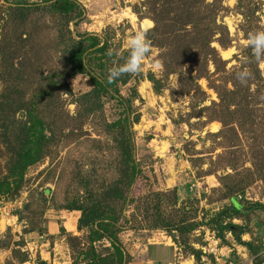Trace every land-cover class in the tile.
<instances>
[{"label": "trees", "instance_id": "16d2710c", "mask_svg": "<svg viewBox=\"0 0 264 264\" xmlns=\"http://www.w3.org/2000/svg\"><path fill=\"white\" fill-rule=\"evenodd\" d=\"M263 5L264 0H236L233 10L241 15L237 29L244 38L247 39L250 32L264 30L260 23L262 12L257 13ZM130 7L141 22L146 19L153 22L147 36L152 47L159 50L156 60L161 61L162 76L142 70L137 74H124L109 83L108 69L114 63L123 64L130 49L113 41L109 30L102 34L87 30L74 33L70 24L77 27L86 19L85 9L78 0H0V80L3 84L0 141L8 152L6 171L0 177V198L19 194L28 168L42 161L57 140L53 122L41 110V105L61 101L64 93L71 94L67 78L86 74L91 88L75 98L77 114L95 113L106 99L115 100L121 108L116 119L106 124L116 131L113 140L118 156L117 176L99 188L82 177V194L60 206L80 212L76 227L83 234L65 232L71 263L127 264L130 254L119 237L123 219L125 223L131 222L133 229L164 230L197 260L203 252L193 246L197 241H189L194 230L204 225L217 230L215 235L220 239L229 231L246 246L253 263L262 264L261 241L242 240L245 227L231 219L243 218L256 209L264 211L263 202L245 200L243 193L255 180L264 188L263 69L247 44L238 46L231 57L236 63L229 67L230 59H224L214 45L216 42L225 49L235 40L223 20L228 11L224 0H138ZM46 37L51 51L61 60V64L50 68H44L46 60L41 62ZM110 50L112 55L108 54ZM33 54L38 83L26 91L20 79L24 76L26 60ZM244 68L252 73L247 85L236 79V74ZM171 74L178 75V92L192 98L194 115H204L205 123L218 121L221 124L218 131L207 133L213 139V148H221V151L210 161L205 174L219 172L221 198L229 199L230 203L207 220L205 215L200 220L195 218L192 201H179L176 187L151 188L146 193L132 194L142 174L135 158L131 129L140 118L133 106L138 97L136 83L146 78L153 91L160 93ZM201 78L216 93L217 99H211L209 104H204L207 93L199 83ZM129 82L133 85L129 87L128 96H123L120 87ZM21 112L23 117L19 116ZM131 204L134 212L128 218L124 211ZM13 244L24 243L18 240ZM11 251L20 262L29 258L26 250L11 248Z\"/></svg>", "mask_w": 264, "mask_h": 264}, {"label": "rangeland", "instance_id": "374dc122", "mask_svg": "<svg viewBox=\"0 0 264 264\" xmlns=\"http://www.w3.org/2000/svg\"><path fill=\"white\" fill-rule=\"evenodd\" d=\"M136 1L138 0H78L85 9L86 19L77 27L72 23L70 27L74 33L76 30H87L102 34L109 30L113 41L119 42L123 48H129L127 40L143 29L141 21L131 11L130 5ZM224 4L228 11L223 20L235 40L225 49L216 42L214 45L220 54L222 51L228 52V56L223 58L230 59L229 67L236 63L231 59L233 53L238 51V46L246 45L247 39L237 29L241 15L233 10L236 0H224ZM260 12V23L264 26V5L257 13ZM132 13L135 18L131 17ZM43 47L41 62L46 60L44 68L61 64L58 56L51 51L47 37L43 39ZM158 52V49L152 47L151 54L144 61V73L150 70L157 77L162 76V67H153ZM261 68L264 71V67ZM36 73L33 54L31 59L26 60L24 76L20 79L23 89L30 91L37 85ZM67 82L71 94H63L61 101L41 105V110L50 118L57 131V140L51 146L49 154L28 168L19 194L0 198V264H23L18 260V256L12 255L11 248H27L28 253H32V256L35 254L41 264L44 259L40 254H36L34 248L36 235L46 230L49 220H58L59 224L62 218L74 220L77 213L60 206L82 194V177L88 180L91 186L99 188L117 176L118 156L113 140L116 131L110 130L106 124L116 119L121 108L115 100L106 99L103 107L95 113L77 114L79 108L75 98L81 92L89 90L91 82L86 74H75L67 78ZM147 82L151 89L149 94L142 91V86ZM199 83L207 93L204 104H209L211 99H217L216 93L207 86L204 78H201ZM132 85L133 82H129L121 86V94L128 96L129 87ZM2 86L0 80V92ZM136 87L138 97L133 101V106L135 111L140 113V118L131 129L134 135L135 158L140 164L142 174L132 194L146 193L151 188L168 190L176 187L179 201H192L191 208L195 210V218L200 220L205 215L207 220L230 203L229 199L221 198V185L217 178L219 172L205 174L211 166L210 161L221 151V148H213V139L207 133L218 131L220 122L205 123L204 115H194V102L190 95L178 92L176 74L166 78L160 93L153 91L151 82L146 78L138 81ZM21 113L19 116L23 117L24 113ZM7 158L8 152L0 141V177L5 174ZM243 193L245 200L264 203V188L258 180L247 186ZM195 198H199L198 201ZM133 212L132 204L124 211L128 218H131ZM139 218L141 215L137 220ZM231 221L245 227L246 232L241 235L242 240L264 241L263 210L256 209L243 218L235 217ZM120 224L122 230L119 237L130 254L127 264H254L246 246L239 243L229 231H225L224 239H220L215 235L218 234L217 230H210L204 225L194 230L189 235V241H197L193 242V246L203 252L197 260L172 238V241L167 239L168 234L164 230L133 229L130 227L131 222L125 223L123 219ZM66 227L60 225L56 235L57 239L64 237L63 242L58 241V251H55L60 252L58 254H61L65 243L67 244ZM61 228H65V231ZM73 231L74 235L83 234L82 231ZM211 234H214V239ZM18 240H22L24 244L15 246L13 241ZM213 240L216 241L215 246L218 249L215 254L207 252L209 244L214 245ZM165 244L168 247H165ZM210 256H213V259Z\"/></svg>", "mask_w": 264, "mask_h": 264}, {"label": "clouds", "instance_id": "9594fccd", "mask_svg": "<svg viewBox=\"0 0 264 264\" xmlns=\"http://www.w3.org/2000/svg\"><path fill=\"white\" fill-rule=\"evenodd\" d=\"M144 25H146L145 28L135 32V34L127 40L130 52L126 61L120 65L114 63L113 67L108 69L109 83L114 82L124 74H137L143 70L144 61L152 51V42L148 39L147 32L149 28L154 26L151 20H145ZM245 43L250 46L252 56L255 58L256 62L261 67H264V30L250 32ZM108 54L112 55V51L110 50ZM160 66L161 61L159 60H156L153 64L154 68H159ZM251 78L252 73L247 68H244L236 74V79L242 85H247Z\"/></svg>", "mask_w": 264, "mask_h": 264}, {"label": "crops", "instance_id": "0c3cea01", "mask_svg": "<svg viewBox=\"0 0 264 264\" xmlns=\"http://www.w3.org/2000/svg\"><path fill=\"white\" fill-rule=\"evenodd\" d=\"M71 211L77 213V215L74 217V220H68V219L63 220L62 218L60 220V224L57 223L58 220L55 221L49 220L48 223L46 224V230L37 233L36 239L34 240V248L36 254L37 255L40 254L41 257L44 259V261L41 264H72L70 258V251L66 243L61 254H58L60 252H55L58 251L56 250L58 241H60V243L64 241L63 236H61L60 239H57L56 236L59 233L58 229L60 225L62 227H66V225H68L69 227L68 228L66 227V231L68 230L70 231V233H74L73 229H75V231H78L76 225L80 212L78 210H71ZM60 217H64V216H60ZM167 239L172 241L170 236H167ZM165 247L168 246H166L165 244Z\"/></svg>", "mask_w": 264, "mask_h": 264}, {"label": "built area", "instance_id": "2783aa9c", "mask_svg": "<svg viewBox=\"0 0 264 264\" xmlns=\"http://www.w3.org/2000/svg\"><path fill=\"white\" fill-rule=\"evenodd\" d=\"M211 238L214 239V234H211ZM213 243H214V245L209 244V247H208V250H207L208 253H213V254H215V253L217 252L218 249H217V247L215 246L216 241L213 240ZM261 244H262V246H264V241L261 242ZM24 249L28 252L27 248H24ZM263 249H264V248H263ZM29 251H30V250H29ZM263 251H264V250H263ZM204 252H205V251H204ZM205 253H206V252H205ZM263 253H264V252H263ZM23 264H39V261L37 260L35 254H34V256H32V253H30V254H29V258H28V260L25 261V262H23Z\"/></svg>", "mask_w": 264, "mask_h": 264}, {"label": "bare ground", "instance_id": "6f19581e", "mask_svg": "<svg viewBox=\"0 0 264 264\" xmlns=\"http://www.w3.org/2000/svg\"><path fill=\"white\" fill-rule=\"evenodd\" d=\"M131 17L135 18V15L132 13V14H131ZM141 25H143V28L146 27V25H144V21L141 22ZM229 55H230V54H229ZM222 56H223V57H227V56H228V52H223V51H222ZM150 90H151V89H150V84H149L148 82L146 83V85L142 86V91H143L144 93H146V94L148 93V94H149V93H150Z\"/></svg>", "mask_w": 264, "mask_h": 264}, {"label": "water", "instance_id": "95a60500", "mask_svg": "<svg viewBox=\"0 0 264 264\" xmlns=\"http://www.w3.org/2000/svg\"><path fill=\"white\" fill-rule=\"evenodd\" d=\"M23 114L21 113V116H22Z\"/></svg>", "mask_w": 264, "mask_h": 264}]
</instances>
